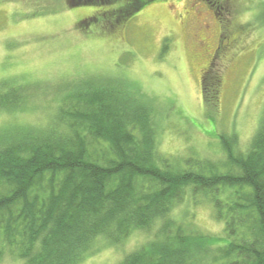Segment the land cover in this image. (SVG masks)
Returning <instances> with one entry per match:
<instances>
[{
	"label": "trees",
	"instance_id": "16d2710c",
	"mask_svg": "<svg viewBox=\"0 0 264 264\" xmlns=\"http://www.w3.org/2000/svg\"><path fill=\"white\" fill-rule=\"evenodd\" d=\"M154 1L70 3L101 5L84 27L125 22ZM131 89L121 80L81 87L48 122L0 129V264H81L103 241L124 245L140 233L146 239L119 264H264V114L247 151L222 135L221 161L173 158L157 148L153 105ZM22 102L0 105L11 112ZM186 200L212 206L224 226L218 245L174 219Z\"/></svg>",
	"mask_w": 264,
	"mask_h": 264
},
{
	"label": "rangeland",
	"instance_id": "374dc122",
	"mask_svg": "<svg viewBox=\"0 0 264 264\" xmlns=\"http://www.w3.org/2000/svg\"><path fill=\"white\" fill-rule=\"evenodd\" d=\"M219 1L156 0L125 22L81 27L100 4L0 0V102H26L0 105V129L44 124L67 92L121 80L153 105L160 154L221 161L222 135L247 151L264 114V0ZM173 217L213 246L224 235L208 203L186 200ZM145 239L103 241L81 264H119Z\"/></svg>",
	"mask_w": 264,
	"mask_h": 264
}]
</instances>
